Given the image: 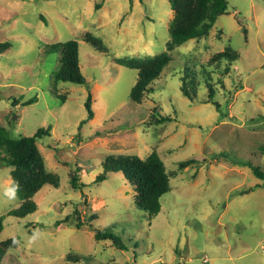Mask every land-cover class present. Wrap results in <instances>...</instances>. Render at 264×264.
<instances>
[{"label":"rangeland","instance_id":"obj_1","mask_svg":"<svg viewBox=\"0 0 264 264\" xmlns=\"http://www.w3.org/2000/svg\"><path fill=\"white\" fill-rule=\"evenodd\" d=\"M228 3L207 37L172 47L170 0H0V43L13 45L0 53V128L20 138L50 127L37 145L60 179L36 195V213L6 218L0 241L16 242L2 264H264V180L250 167L264 173V0ZM71 40L86 84L55 85L61 52L49 46ZM229 49L236 62H211ZM163 55L153 91L132 102L138 71L126 63ZM186 68L200 86L190 97ZM89 93L94 119L82 125ZM160 117L172 121L152 125ZM152 153L170 191L150 217L122 173L97 178L108 156ZM11 170L0 161V217L20 204ZM91 225L128 251L97 242Z\"/></svg>","mask_w":264,"mask_h":264},{"label":"trees","instance_id":"obj_2","mask_svg":"<svg viewBox=\"0 0 264 264\" xmlns=\"http://www.w3.org/2000/svg\"><path fill=\"white\" fill-rule=\"evenodd\" d=\"M170 7L174 13L170 43L172 47L181 46L190 40L207 37L219 18L229 12L228 0H170ZM12 46L11 42L0 43V53L8 51ZM49 47L52 51L61 52L59 71L54 77V84L85 85L86 79L80 68L78 42L71 40ZM231 52L219 53L211 62L234 63L240 58V55ZM170 61L169 56L163 55L154 60L126 63L128 68L138 71L137 82L130 93L132 102L141 103L145 95L153 91L150 88L151 84L160 78ZM185 70L186 76L181 79V91L186 97H190V93L195 94L200 86L194 80L195 78H192L191 82L188 81L189 76H194L195 72L189 68ZM229 70L228 67L226 72ZM205 81L207 88L211 91L209 96L211 99L214 85L210 77ZM34 102L36 99L30 100L26 105ZM85 107L87 118L82 122V125L94 119L91 93L88 95ZM171 121L169 117H160L152 125H163ZM51 130L49 127L39 130L32 137L14 138L5 128H0V153L4 156L0 161L2 166L12 168L11 189L20 199V204L16 209L10 210L5 216L0 217V233L4 230L7 217L24 219L37 212L38 206L34 198L45 186L55 189L60 186L59 177L48 171L45 159L37 145L38 139L51 136ZM250 167L256 177L264 180V173L260 169L252 165ZM111 173H122L125 180L134 187L135 206L138 210L147 213L150 217L160 214L162 200L170 191V182L164 165L156 153H152L145 160L138 156H108L104 163V172L97 178V181H105ZM77 182L75 174L70 180L74 190H79ZM96 219H98V215L93 216L90 221L93 222ZM65 223L67 220H63L59 224ZM77 226L81 228L82 225L78 223ZM90 228L94 232V239L97 242L108 241L117 249L128 251V246L113 230H97L92 225ZM15 242L13 239L0 241V264L3 263L8 252L15 248Z\"/></svg>","mask_w":264,"mask_h":264}]
</instances>
